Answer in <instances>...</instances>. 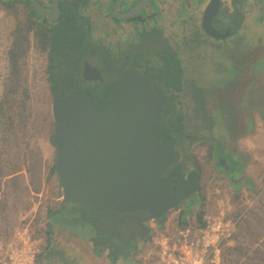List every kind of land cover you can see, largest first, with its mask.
I'll return each instance as SVG.
<instances>
[{"label":"rangeland","instance_id":"1","mask_svg":"<svg viewBox=\"0 0 264 264\" xmlns=\"http://www.w3.org/2000/svg\"><path fill=\"white\" fill-rule=\"evenodd\" d=\"M10 1L12 8L0 1V252L17 244L31 250L35 264H264L263 154L253 160L249 155L246 162L247 154L238 152L243 161L237 180L229 179L210 154L239 148L235 137L250 127V120L243 116L240 125L237 112L246 114L248 104L257 123L264 116V9L250 6L249 18L234 12L230 22L240 29L218 42L201 36V15L194 11L165 33H141L114 50L105 48L99 37L101 17L100 23L89 17V26L76 17L73 23L48 27L51 46L60 50L53 52L58 69L75 71L65 82L54 74L63 96L76 85L95 98L110 93L102 84L85 83L81 59L111 81L133 63H151L154 75L146 66L139 69L154 85L153 78L159 81L172 110V115L161 116L152 134L170 143L180 173L199 186L194 196L160 219L144 211L101 215L77 209L84 212H76L79 222H73L72 229L57 215L62 190L57 173L51 171L56 148L50 140L54 121L49 44L41 48L30 31L16 65L9 62L14 32L23 30L30 9L25 0ZM91 23L98 32L90 29ZM42 28L47 30L44 24ZM237 93L243 100L253 95V101L236 106ZM167 124L171 127L164 132ZM82 228L97 229L95 240L106 247L95 244L92 234H76Z\"/></svg>","mask_w":264,"mask_h":264},{"label":"water","instance_id":"2","mask_svg":"<svg viewBox=\"0 0 264 264\" xmlns=\"http://www.w3.org/2000/svg\"><path fill=\"white\" fill-rule=\"evenodd\" d=\"M87 1L50 0L47 5L28 0L34 11L48 21L59 19L62 6L70 7L83 19L80 12H85L81 9L88 5ZM152 1L113 0L110 14L100 15L102 22L118 33L119 22L108 20L109 15L120 21L129 20ZM255 1L248 0L247 7L245 0H204V5L195 1L190 6L194 10L202 7L203 32L210 38L221 39L230 33H222L213 25L221 7L235 10L237 6V15L243 16L241 13H247L250 6L256 8ZM99 29L105 33L103 23ZM142 31L140 28L139 32ZM81 77L103 80L100 70L86 60ZM96 102L80 85L52 101V141L56 148L53 165L62 190L61 209L75 207L120 214L144 211L152 219L162 218L179 199L180 177L176 152L169 142L152 134L166 104L161 87L136 67H130L121 72L112 96L103 106L94 109Z\"/></svg>","mask_w":264,"mask_h":264},{"label":"flooded vegetation","instance_id":"3","mask_svg":"<svg viewBox=\"0 0 264 264\" xmlns=\"http://www.w3.org/2000/svg\"><path fill=\"white\" fill-rule=\"evenodd\" d=\"M0 1L1 2H10V0H4V1L0 0ZM39 1L42 2L43 4H47V5L50 4V0H39ZM83 1H85V0H83ZM180 1L181 0H153L150 3L151 5L150 4L147 5L141 12L138 13V15H136L132 19L121 20L122 23L126 22L127 24L132 22L131 25L128 26L129 30H127V32H122V33L120 32L121 28H123L122 25H120L121 22L119 23V25L117 27L118 33L113 31L114 29L111 26H109L105 22H103L104 32H105L103 42H104L105 48L112 49V50H114L116 48H120V47H122V45H124V44L126 45L129 42H131L133 40V38H136L137 35L141 34V33L142 34H145L148 32H151L152 34L157 33V32L165 33L168 26L175 23V21L182 20L183 17L185 15H187L188 11H194L198 14V16H199V14L202 15V7L198 10H194L193 7L190 6V4L187 1L182 0V1H184L183 3H180ZM255 2L256 3L258 2V4L256 5V8H257V6L259 8H262V6L264 4V0H256ZM245 5H246V7L249 5L248 0H245ZM246 7H244V8L247 9ZM87 8H88V6L87 7L84 6L83 10L88 11ZM226 8L224 9V7H221V9L219 10L218 16L213 18V25L217 28V30H219L222 33H224L225 30H229L230 33L225 38L214 39V38L208 37L202 30L201 36L205 34L206 35L205 37L207 39H209L210 41H217L218 42V41H224L227 39V37H231L232 35H235V33L237 32V28L239 29V25L236 28L234 23H231L230 21L233 18V16H232L233 13L238 11L239 9L237 8V6L235 7V10H233V11H229L231 9V7L227 8V9ZM61 10H62L61 15L57 21H48L44 16H41L35 12L37 21H41V22L46 21L48 26H57V25L58 26H64V25L73 23L72 21L74 19H76V17H77L76 13H74L75 11L71 10L70 7H66V8H64V10L63 9H61ZM245 16L246 15H244V17ZM249 17H251V16L249 15L248 18ZM260 18L262 19L264 17H260ZM68 20H70V21H68ZM138 23L143 27L142 32H139V30H140L139 26L140 25L136 26ZM134 24H136V25H134ZM135 26H136V28H134ZM109 28H111L110 32L108 31ZM90 29L93 30V27H91ZM84 60L85 59L80 60L81 67H83ZM140 66L148 67L147 69L150 70L151 75L154 74V72H152L150 69L151 63L147 60H144L143 62L140 61L138 63H133L131 66H129L127 68L136 67L137 69H139ZM100 72H101V70H100ZM101 75H102V73H101ZM154 79L156 81V85L160 86L159 81H157L156 78H153V81H154ZM118 80L117 81L116 80L111 81V80L105 79L103 77L102 81H100V80H95V81L85 80V83H87V81H89V82H95V83L102 84L105 88L111 87V89H112L111 94L103 99V101H105L107 98L112 96V94H113V92L117 86ZM161 91H162V87H161ZM162 93H163V91H162ZM163 94L165 97H167V95L165 93H163ZM96 99H97V102L95 105H93V108L99 109L103 105L100 106V104H101L100 98L96 97ZM168 107H169V104L167 103V98H166V104L164 105V110H163L161 116L167 111ZM236 155H238V152L236 150L233 151L232 153H228V154L226 152H220L217 155L215 153H214V155H212L213 162L216 164H220L225 169L229 179H233V180L239 179V177L241 175V170L239 173V171L237 170L238 164L240 163V161H243L242 156H240V161H239L238 158L236 157ZM223 159H225L226 162H224ZM72 217L73 216L71 213H66V214L62 213L59 215V218H61L62 220H66L68 223L73 222L72 219H74V218H72Z\"/></svg>","mask_w":264,"mask_h":264},{"label":"trees","instance_id":"4","mask_svg":"<svg viewBox=\"0 0 264 264\" xmlns=\"http://www.w3.org/2000/svg\"><path fill=\"white\" fill-rule=\"evenodd\" d=\"M27 5L29 6V12L27 14V23L25 25V27L23 28L22 31L20 30H16L14 32V42H13V49H12V53L10 54L9 56V62H11V64L13 66L16 65V62H17V59L19 58V54L25 50L26 48V44L28 42V33L30 31H32L38 38H39V43H40V46L41 48L45 49L47 46L46 44L48 43L49 44V51H48V66H47V72H48V81H49V86H50V93L52 95V98L53 100L54 99H57V98H60V97H63V95L61 94L60 90L57 88L58 86L56 85V80H55V77H54V74L57 73L59 75V80H61L62 82H65V81H68V79H71V78H74L75 76V71H64L62 69H58L59 68V62L56 61V55H53V52L55 50H58V47L57 45H53L51 46V42L49 41L50 39H48V24L47 22H42L46 27H47V30L42 28V25L40 22L37 21V18H36V14H35V11L32 7H30V3L28 2V0H25ZM4 5L8 6V7H13V2H2ZM24 44V46L22 47V45ZM57 70V71H56ZM154 75V74H153ZM66 85V84H65ZM74 87V86H73ZM72 87V88H73ZM174 87L176 88V86L174 85ZM110 88V93L107 96H109L111 94V87H107V89ZM105 98V96L101 97V104L100 106L103 105L104 101L103 99ZM171 106L169 105L168 109H167V113H170V115H172V110L170 108ZM181 120H179L178 122V127L179 125L181 126ZM169 126L168 124L166 126H163V131L164 132H167V130L169 129ZM162 131V132H163ZM51 142L53 143L52 141V135H51V138H50ZM210 146V145H209ZM210 150H211V146H210ZM210 154H213V151H211ZM51 171L52 172H56L55 168H54V165H52L51 167ZM178 173H179V190H180V196H179V199L178 201L176 202L175 204V208H178L179 207V204L181 203V201H183L185 198H188V197H192L194 196L196 193H197V190L199 188V186L197 184H195L194 182L192 183V180H194V178L192 177H189V176H184L180 173V170L178 169ZM232 174V173H231ZM195 181V180H194ZM77 209H82V208H75V207H71V208H63L61 209V206L57 212V215H60L62 213H71L72 214V218H75L78 214L76 212H79L80 210H77ZM88 211L89 213L91 214H95L96 212H92L90 210H86ZM80 212H84V211H80ZM105 212H101L99 214L101 215H104ZM149 218H151L149 215H148ZM73 222H76L78 221L77 217L75 219H72ZM73 222H70V223H66L67 227H71L73 229ZM79 222V221H78ZM202 225H204V223H202ZM69 227V228H70ZM148 228V231H149V227ZM87 229V230H86ZM101 229H104V227H102ZM100 229V230H101ZM75 232V231H74ZM101 233H103L105 236L107 237H116V234H109L107 232H104L103 230L100 231ZM76 233V232H75ZM82 233H86V234H92L93 235V239H94V242L95 244L97 245H101L104 247H106L105 245H102L101 243H98L96 240H95V236H98L99 234V231L97 229L93 230H89L88 228H82L81 232L79 233H76V234H80V235H83ZM110 235V236H109ZM89 236V235H88ZM144 237V236H143ZM134 239L135 237H133V242H134ZM106 240V239H104ZM107 242H110V241H107Z\"/></svg>","mask_w":264,"mask_h":264},{"label":"crops","instance_id":"5","mask_svg":"<svg viewBox=\"0 0 264 264\" xmlns=\"http://www.w3.org/2000/svg\"><path fill=\"white\" fill-rule=\"evenodd\" d=\"M127 1H129V0H127ZM195 1H199V2L202 1V2H200L201 5L202 4L204 5V3H205L204 0H189V4H191L192 2H195ZM112 2H113V0H88L87 1V3H88V5H87L88 6V8H87L88 11L85 10L86 13H83V15H84V17H83L84 23L88 25L89 17L90 18L94 17L96 19V20H94L95 23H99V16L100 15L104 16V14H106V13L110 14ZM183 2L184 1H182V0L180 1V3H183ZM99 9H100V11H98ZM242 11H243V9H242ZM243 13H244V15L246 14V16H248V14L245 11H243ZM95 15H97V16L95 17ZM131 23L127 24L126 22H123V23L121 22L120 25H122L123 28H121L120 32L121 33L122 32H127V30H129L128 26H130ZM134 25H136V24H134ZM136 26H139V23ZM91 27H92V24H91L90 28ZM140 28L143 29V27H140ZM93 32H98L97 28L96 29L93 28ZM102 34H104L103 31H102ZM99 37H101V34H100ZM236 99L240 100V102H241L240 103V102L236 101V103H235L236 106H238L240 104L241 105L244 104L245 100L247 101V103H251L253 101L252 100L253 99V95H252V97L250 95H248L243 100V96L240 95L239 93H237ZM247 107H248V110H250V111L246 110V112H245L246 114L237 112V115H238L237 118H238V121H240V125L242 124V121H243L242 119L244 118L243 116H246V117H249V120H250V125L249 126L250 127L249 128L247 127L245 129L244 133L241 132L239 135L238 134L236 135L235 139L237 138V142H239V144H240L239 148H238L239 150L236 149V151L239 152L240 154H242L243 152L245 154H247L246 155V162H247V158H248L249 155H250L249 159L253 160V159H258L257 158L258 154H260V155L263 154L262 157L260 158V160L262 162H264V116H260L259 117V121H261V123H257V121H256L257 118L254 119V116H253V113H252V110H251L252 109V104H248ZM236 109H238V108H236ZM254 124L256 125V128H254L255 127ZM260 140H263V141L261 142ZM243 142L246 143V144H244ZM242 147H245V150H243ZM243 164H244V162H243ZM246 165H247V163L245 164V166ZM8 245H11V244H8ZM5 249H8V246H6ZM3 250L0 253H3Z\"/></svg>","mask_w":264,"mask_h":264},{"label":"built area","instance_id":"6","mask_svg":"<svg viewBox=\"0 0 264 264\" xmlns=\"http://www.w3.org/2000/svg\"><path fill=\"white\" fill-rule=\"evenodd\" d=\"M9 246L0 253V264H35L34 254L30 249L18 248L17 244Z\"/></svg>","mask_w":264,"mask_h":264}]
</instances>
